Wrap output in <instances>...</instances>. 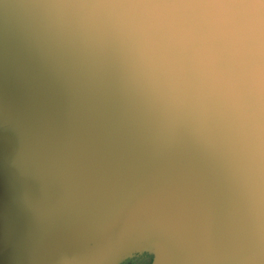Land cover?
<instances>
[{
    "label": "clouds",
    "instance_id": "obj_1",
    "mask_svg": "<svg viewBox=\"0 0 264 264\" xmlns=\"http://www.w3.org/2000/svg\"><path fill=\"white\" fill-rule=\"evenodd\" d=\"M12 264H264V0H0Z\"/></svg>",
    "mask_w": 264,
    "mask_h": 264
},
{
    "label": "water",
    "instance_id": "obj_2",
    "mask_svg": "<svg viewBox=\"0 0 264 264\" xmlns=\"http://www.w3.org/2000/svg\"><path fill=\"white\" fill-rule=\"evenodd\" d=\"M13 220L9 210L0 202V264H12L9 253L3 251L6 240L11 236Z\"/></svg>",
    "mask_w": 264,
    "mask_h": 264
}]
</instances>
